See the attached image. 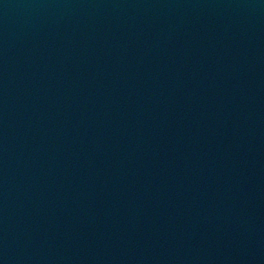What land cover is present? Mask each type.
I'll return each mask as SVG.
<instances>
[{
  "label": "water",
  "instance_id": "water-1",
  "mask_svg": "<svg viewBox=\"0 0 264 264\" xmlns=\"http://www.w3.org/2000/svg\"><path fill=\"white\" fill-rule=\"evenodd\" d=\"M0 264H264V0H0Z\"/></svg>",
  "mask_w": 264,
  "mask_h": 264
}]
</instances>
